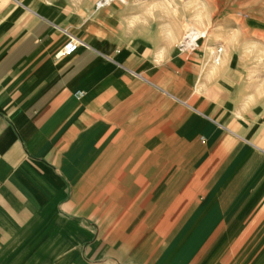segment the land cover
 I'll return each mask as SVG.
<instances>
[{"label": "crops", "instance_id": "crops-1", "mask_svg": "<svg viewBox=\"0 0 264 264\" xmlns=\"http://www.w3.org/2000/svg\"><path fill=\"white\" fill-rule=\"evenodd\" d=\"M66 8L0 0V264H264V138L235 99Z\"/></svg>", "mask_w": 264, "mask_h": 264}, {"label": "rangeland", "instance_id": "rangeland-1", "mask_svg": "<svg viewBox=\"0 0 264 264\" xmlns=\"http://www.w3.org/2000/svg\"><path fill=\"white\" fill-rule=\"evenodd\" d=\"M96 1L41 5L59 15L66 5L70 12L84 8L93 22L88 33L143 48L188 82L179 87L208 91L221 106L235 99L238 121L264 138V0H113L98 9Z\"/></svg>", "mask_w": 264, "mask_h": 264}, {"label": "built area", "instance_id": "built-area-1", "mask_svg": "<svg viewBox=\"0 0 264 264\" xmlns=\"http://www.w3.org/2000/svg\"><path fill=\"white\" fill-rule=\"evenodd\" d=\"M104 1L105 0H97L95 3L96 4L95 8L98 9V8L103 7ZM117 1H119L121 3L124 2V0H117ZM80 42H81L80 38H78L77 36H75L73 34L68 33V38H67L66 42L64 43V45L62 46L61 53L65 54V55H69V54L73 53L77 49Z\"/></svg>", "mask_w": 264, "mask_h": 264}, {"label": "bare ground", "instance_id": "bare-ground-1", "mask_svg": "<svg viewBox=\"0 0 264 264\" xmlns=\"http://www.w3.org/2000/svg\"><path fill=\"white\" fill-rule=\"evenodd\" d=\"M111 1H112V0H105L103 5L110 4ZM217 52H218V53H221V52H222V49H219ZM213 53H214V51H213ZM219 61H220L219 56H216L214 63H218Z\"/></svg>", "mask_w": 264, "mask_h": 264}]
</instances>
